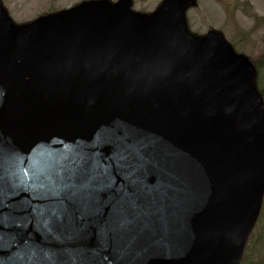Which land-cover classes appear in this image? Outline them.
Listing matches in <instances>:
<instances>
[{
    "label": "water",
    "instance_id": "obj_1",
    "mask_svg": "<svg viewBox=\"0 0 264 264\" xmlns=\"http://www.w3.org/2000/svg\"><path fill=\"white\" fill-rule=\"evenodd\" d=\"M132 5L88 1L16 25L0 3V148L16 184L31 185L66 146L99 153L94 159L105 165L117 142L140 145L146 157L135 184L114 162L108 172L98 168L111 188L86 211L69 202L55 232L32 212L45 201L32 199L31 187L10 188L9 177L0 212L9 217L3 232L17 242L6 256L43 250L55 264L241 263L264 199L256 68L222 33L189 32L186 13L197 0H163L149 15ZM10 153L24 164L9 163ZM125 192L137 204L164 195L138 229L118 239L101 234Z\"/></svg>",
    "mask_w": 264,
    "mask_h": 264
},
{
    "label": "snow or ice",
    "instance_id": "obj_2",
    "mask_svg": "<svg viewBox=\"0 0 264 264\" xmlns=\"http://www.w3.org/2000/svg\"><path fill=\"white\" fill-rule=\"evenodd\" d=\"M66 148L68 154L41 167L33 176L31 185H24L22 179L19 185L16 184L19 178L12 173L11 167L5 168L4 150L0 148V209L8 206L4 181L11 177L10 188L22 186L27 191L31 187L34 190L32 199L45 201L43 205L32 207V212L33 215L42 218L46 225L45 231L55 232L58 224L66 225V217L70 214L69 202L78 203L86 211L97 193L111 188V182L105 183L100 179L98 168H104L105 172H108L112 167L111 162H114L116 167L125 170V178L135 184V176L146 159L140 145L128 142L114 144L112 155L109 157L110 163L107 165L99 159H94L99 153L78 152L70 146ZM12 161L19 166L24 164V158L19 153L9 154V163ZM6 171L8 175H5ZM163 195L160 193L159 196L147 199L144 204H137L134 200L128 199L129 194L125 192L117 199L113 214L100 225V233H111L113 238L118 239L127 232L138 229L149 216L159 210V198ZM80 219L82 226L77 229L75 235L82 237L86 225H83V216ZM8 223L9 217L0 212V264H16V262L24 264L25 259H31L35 264H55L53 257L44 254L43 250H32L30 257L21 252H18L16 257L6 256L7 249L17 242L15 233L3 232V228ZM65 234L73 235L72 232ZM28 248L32 249L31 242H28Z\"/></svg>",
    "mask_w": 264,
    "mask_h": 264
},
{
    "label": "rangeland",
    "instance_id": "obj_3",
    "mask_svg": "<svg viewBox=\"0 0 264 264\" xmlns=\"http://www.w3.org/2000/svg\"><path fill=\"white\" fill-rule=\"evenodd\" d=\"M84 1L91 0H2V3L16 24H24L42 14L65 10ZM161 3L162 0H134L133 9L152 13ZM257 17H264V0H198V5L188 12L187 21L191 33L204 36L210 30L220 31L231 44H236L238 52L251 57L263 48L264 28L254 30ZM249 31L252 35L247 42H242L240 32ZM247 264H264V243L254 246Z\"/></svg>",
    "mask_w": 264,
    "mask_h": 264
},
{
    "label": "trees",
    "instance_id": "obj_4",
    "mask_svg": "<svg viewBox=\"0 0 264 264\" xmlns=\"http://www.w3.org/2000/svg\"><path fill=\"white\" fill-rule=\"evenodd\" d=\"M225 7L227 9V11L229 12L228 10V3L225 2ZM249 4H246V6L248 7ZM260 28H264V17H257L256 18V25H255V29H260ZM252 31H249L247 33H242L240 32V37H241V41L242 42H247L248 40V36H251ZM262 40H263V48L262 50L259 52V53H256L254 55H252L250 57V60L254 63L256 69H257V73H258V78H257V82H258V89L264 99V35L262 36ZM236 46V44H234ZM236 48V47H235ZM237 50V49H236ZM238 51V50H237ZM242 53V52H241ZM264 221V217L262 219V222ZM263 236H264V226H261L260 229L258 230V232L256 233V240L254 242V246H258L260 245L261 243H264L263 241ZM263 240V241H262ZM254 248V247H253ZM253 248L250 249V252L253 251ZM251 254V253H250ZM247 259H248V255H247ZM247 259L245 261V263L247 264Z\"/></svg>",
    "mask_w": 264,
    "mask_h": 264
}]
</instances>
